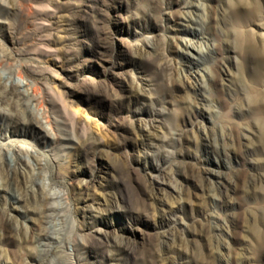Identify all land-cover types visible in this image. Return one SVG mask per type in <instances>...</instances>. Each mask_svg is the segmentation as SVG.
<instances>
[{
    "label": "rangeland",
    "instance_id": "374dc122",
    "mask_svg": "<svg viewBox=\"0 0 264 264\" xmlns=\"http://www.w3.org/2000/svg\"><path fill=\"white\" fill-rule=\"evenodd\" d=\"M0 85V264H264V0H0Z\"/></svg>",
    "mask_w": 264,
    "mask_h": 264
},
{
    "label": "bare ground",
    "instance_id": "6f19581e",
    "mask_svg": "<svg viewBox=\"0 0 264 264\" xmlns=\"http://www.w3.org/2000/svg\"><path fill=\"white\" fill-rule=\"evenodd\" d=\"M5 86V85H4ZM23 92H20L18 89H16L15 87L11 86L10 88H3L0 85V100L6 99L7 101H13L15 106L18 107V109H20V111H22V114L24 115V119L26 120L27 123L32 124V126H37V124H39L41 126V120H39L38 118H36L35 116L33 117L32 113L27 112V107L26 105H24L21 100L23 98ZM8 101V102H9ZM29 106V105H28ZM16 109V110H18ZM37 116V115H36ZM38 127V126H37ZM43 136H48L50 137V135L45 132L43 130ZM53 138V136H52ZM65 140H73L71 138H65ZM60 141V140H59ZM97 145V144H96ZM52 199V196L49 195L48 193H46L43 196V217H45L46 219L50 217V213L51 211H53L54 209L52 208V206L50 204H48V202ZM37 240L39 241H43V243L45 241L48 240V242L45 243H49V238L47 235H45V233H40L37 237ZM74 245H77V241H74Z\"/></svg>",
    "mask_w": 264,
    "mask_h": 264
}]
</instances>
